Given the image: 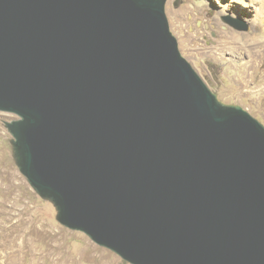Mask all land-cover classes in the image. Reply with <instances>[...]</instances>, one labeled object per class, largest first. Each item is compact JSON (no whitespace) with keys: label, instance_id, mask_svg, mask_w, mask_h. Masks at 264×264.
I'll list each match as a JSON object with an SVG mask.
<instances>
[{"label":"water","instance_id":"1","mask_svg":"<svg viewBox=\"0 0 264 264\" xmlns=\"http://www.w3.org/2000/svg\"><path fill=\"white\" fill-rule=\"evenodd\" d=\"M166 1L0 0L17 163L132 264H264V124L182 55Z\"/></svg>","mask_w":264,"mask_h":264},{"label":"rangeland","instance_id":"2","mask_svg":"<svg viewBox=\"0 0 264 264\" xmlns=\"http://www.w3.org/2000/svg\"><path fill=\"white\" fill-rule=\"evenodd\" d=\"M237 1L167 0L165 11L182 55L218 99L243 107L264 124V44L257 49L250 40L264 37V0ZM228 17L249 29L235 28L225 21ZM18 118L0 111V264H132L83 231L63 225L54 202L32 187L17 163L14 136L6 125Z\"/></svg>","mask_w":264,"mask_h":264},{"label":"bare ground","instance_id":"3","mask_svg":"<svg viewBox=\"0 0 264 264\" xmlns=\"http://www.w3.org/2000/svg\"><path fill=\"white\" fill-rule=\"evenodd\" d=\"M238 1H239V0H238ZM238 1H237V2H238ZM232 2H233V1H232ZM240 2H241V1H240ZM255 2H256V0H255ZM259 2H260V1H259ZM262 2H263V1H262ZM262 2H261V3H262ZM229 3H230V2H229ZM229 3H228V4H229ZM241 3H243V1H242ZM226 4H227V3H226ZM243 5H245V4H243ZM246 5H247V4H246ZM252 5H253V2H252ZM253 6H254V5H253ZM261 6H262V5H261ZM200 7H202V4L195 5V6L192 5V9H194V10L197 9V8H200ZM223 7H224V6H223ZM261 8H262V7H261ZM225 9H226V8H225ZM222 10H223V9H222ZM255 12H256V9H255ZM260 12H261V11H260ZM257 13H258V12H257ZM261 13L263 14V12H261ZM233 14H234V13H233ZM263 15H264V14H263ZM256 16H257V15H256ZM258 17H259V16H258ZM262 17H263V16H262ZM253 18H254V17H253ZM260 18H261V17H260ZM262 20H263V19H262ZM255 21H256V20H255ZM257 21H258V18H257ZM263 30H264V28H263ZM233 34H234V33H233ZM227 35H229L228 32H227ZM229 36H230V35H229ZM230 37H232V36H230ZM232 38H233V37H232ZM263 38H264L263 35H255V36L251 37L250 40H251V43H254V44L256 45V48L258 49V45H259L260 42H262V43L264 44V39H263ZM240 41H242V40H240ZM247 41H248V40H247ZM221 43H222V42H221ZM241 43H242V42H241ZM245 44H246V43H245ZM245 44H244V45H245ZM229 45H230V44H229ZM228 47H229V46H228ZM239 47H240V46H239ZM239 47H238V43H237V41H234V42H233V47H232L233 50H236L235 52H238V49H237V48H239ZM248 47H249V46H248ZM242 48H244V47H242ZM228 49H229V48H228ZM248 49H249V48H248ZM245 50H246V49H245ZM233 52H234V51H233ZM239 52H241V51H239ZM223 53H225V51H224ZM250 54H252V53H250ZM252 56H253V55H252ZM255 57H256V55H255ZM255 57H254V58H255ZM254 58H253V59H254ZM244 63H245V62H244ZM252 64H253V63H252ZM259 65H260V64H259ZM244 68H245V67H244ZM247 68H248V67H247ZM247 68H246V69H247ZM253 68H254V67H253ZM248 69H249V68H248ZM244 70H245V69H244ZM244 70H243V71H244ZM243 71H242V72H243ZM247 71H248V70H247ZM246 75H247V73H246ZM242 78H243V77H241V79H242ZM245 90H246V89H245Z\"/></svg>","mask_w":264,"mask_h":264}]
</instances>
